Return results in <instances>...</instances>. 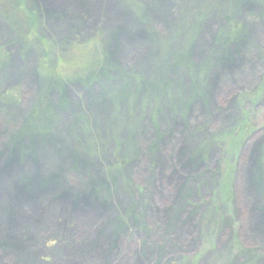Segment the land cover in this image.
<instances>
[{
  "label": "rangeland",
  "instance_id": "374dc122",
  "mask_svg": "<svg viewBox=\"0 0 264 264\" xmlns=\"http://www.w3.org/2000/svg\"><path fill=\"white\" fill-rule=\"evenodd\" d=\"M0 264H264V0H0Z\"/></svg>",
  "mask_w": 264,
  "mask_h": 264
},
{
  "label": "trees",
  "instance_id": "16d2710c",
  "mask_svg": "<svg viewBox=\"0 0 264 264\" xmlns=\"http://www.w3.org/2000/svg\"><path fill=\"white\" fill-rule=\"evenodd\" d=\"M204 4V3H203ZM19 7V5H16L15 6V8H18ZM25 9L23 8V6H22V10L23 11H18V13H17V17H19V18H23V15H25L24 13H26V12H24V11H27V12H29V13H31V9L27 6V4H25ZM198 8H199V6H198ZM33 13V12H32ZM38 33V32H37ZM38 37H40V36H38ZM45 41V39L44 40H41V42H44ZM46 42V41H45ZM43 51V50H42ZM47 54H43V61H44V59H47L48 58V56L50 57L51 56V54H52V52L50 51V52H47V51H45ZM92 70L93 69H90V70H88V71H86L85 73H83L82 75H81V78H84V79H90V77H92ZM49 77H55V76H51V75H48ZM49 85L50 84H48L46 87H49ZM45 87V88H46ZM43 97H47V91L44 89V91H43ZM39 105H41V104H39ZM39 107H41V106H39ZM40 108H38V110H36V112L33 114V116L32 117H38V115H39V113H40Z\"/></svg>",
  "mask_w": 264,
  "mask_h": 264
}]
</instances>
